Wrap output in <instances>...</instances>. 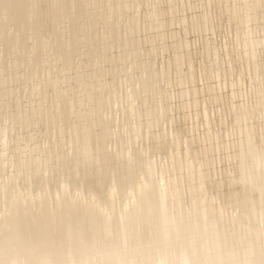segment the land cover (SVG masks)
Wrapping results in <instances>:
<instances>
[{"label":"bare ground","instance_id":"bare-ground-1","mask_svg":"<svg viewBox=\"0 0 264 264\" xmlns=\"http://www.w3.org/2000/svg\"><path fill=\"white\" fill-rule=\"evenodd\" d=\"M141 1L0 0V105L15 106L14 118L27 128L40 126L22 142L19 132L1 138L9 130L0 127V264H264V0H207L236 38L222 54L232 64L207 46L202 79L186 43L193 29L185 39L172 31L187 20L175 15L185 0H169L165 10L142 1L148 24L129 12ZM199 11L195 24L189 16L195 31L214 29L212 16ZM166 26L173 58L157 69L152 36L146 53L139 33ZM5 56L13 57L8 66ZM17 65L34 77L41 72L27 109L11 82L23 79ZM229 65L247 69L256 88L249 100L240 90L241 100L228 86L231 104L219 108L227 103L237 118L230 113L232 132L224 135L220 125L221 135L201 101L207 93L222 102ZM169 72L181 117L162 82ZM121 89L129 103L113 117L107 106Z\"/></svg>","mask_w":264,"mask_h":264},{"label":"rangeland","instance_id":"rangeland-1","mask_svg":"<svg viewBox=\"0 0 264 264\" xmlns=\"http://www.w3.org/2000/svg\"><path fill=\"white\" fill-rule=\"evenodd\" d=\"M141 1V0H140ZM143 2H146V1H148V0H146V1H144V0H142ZM142 1H141V6H142V8H141V6L139 7V5H138V7L140 8V10H137V9H139L138 7H137V5L135 4V7H133V8H135V10H137V11H135V10H133L132 11V9L129 11L130 13H132V12H134L136 15H139V18H140V20H141V22L143 23V22H145V20H146V22H145V24H148V22L149 21H147V19L148 18H146L145 19V17H144V13H141V12H145V11H143V10H146V8L143 6V4L145 5V3H142ZM150 1V0H149ZM158 1V6L161 8V5L162 4H160V3H163V5H162V9L163 10H165L166 8H168V7H170L172 4L171 3H174V0H170V2H169V0L167 1V0H157ZM161 1V2H160ZM163 1V2H162ZM186 1H188L189 3H190V5L188 4V3H186ZM195 1H197V0H185V7L184 8H182V10H181V6L178 4V1H176L175 3H177V4H175L176 6L177 5H179V6H177V7H179V11L177 12V14H175V15H177L176 17H179V15L181 16V15H183L182 17L184 18V20H185V17H186V19L187 20H185V22H187V24L184 22V25L185 26H187L188 28L190 27H193V28H189V29H187V27H185L184 25L182 26V25H180V24H178L179 22L177 21V22H175V23H177V24H174L173 25V27H177V28H173L172 29V31H177V32H179L182 36L184 35L183 34V32L184 31H186V35L188 34V36H186L187 38H186V43H187V47L189 48V52L191 53L190 55H191V57L193 56H195V59L193 58L192 60H193V66L195 67L194 69H195V73H197L196 74V76L197 77H199V72L198 71H200L201 73L203 72V70H206L207 71V68L206 69H204V68H201L202 66H205V64H207V62L209 63V62H211V60H210V58H208V57H211L210 55H209V50H211L212 48L211 47H213V48H215V50L218 52V56L217 57H219V59H222V60H227L225 57H224V55H222L223 54V51H224V53H225V51L227 52V51H229V50H231V48H233V46L232 47H230L231 45H233L234 44V41H235V38H236V29L234 30L233 29V27H235V26H233V27H230L231 26V24L229 25V23H227L226 22V20H225V18H221V16L219 15V13L217 12V10L218 9H216V4H214V2H213V5H212V2H210V3H207L208 1L206 0V1H204V3L202 2V1H197V2H195ZM166 3V4H165ZM170 3V4H169ZM209 4V5H206V4ZM165 4V5H164ZM168 4V5H167ZM187 4V5H186ZM200 4V5H199ZM204 4V5H203ZM170 5V6H169ZM189 5V7H186V6H188ZM192 5V6H191ZM216 5V6H215ZM146 6V5H145ZM212 6V7H211ZM193 7L195 8L194 9V15H193ZM144 8V9H143ZM165 8V9H164ZM198 8V9H197ZM218 8V7H217ZM183 9H185V10H188V9H190V12L189 11H184ZM168 10V9H167ZM201 11V12H207L208 13V15H210V16H212V18L210 17L209 19H210V21H211V24H213V27H214V29H211L210 28V30H211V33H210V30H206V31H204V33H203V31L201 32H199V31H195V29H196V26L195 25H193V26H191L192 24H190L191 22H194V24H195V21H192L193 19L195 20L196 18L195 17H197L198 15H200L201 13H197V11ZM139 11V12H138ZM199 11V12H200ZM214 11H215V13H217L218 15H216L215 13H214ZM184 12V13H183ZM197 13V14H196ZM186 14V15H185ZM190 14V15H189ZM174 15V16H175ZM189 16H191V22H190V17ZM194 17V18H193ZM193 18V19H192ZM176 20H177V18H175ZM189 19V20H188ZM175 20V21H176ZM221 20V21H220ZM221 23V24H220ZM188 24H190V26L188 25ZM209 24H210V22H209ZM176 25H179V28H178V26H176ZM167 27H170V26H166V27H163V28H165L164 30H166V32L163 30V28H161L160 30L163 32L162 33V39H163V41H162V39L161 38H158L157 37V35L161 32V31H159L158 30V32L156 33V30L154 31V30H152V29H150V30H146L147 32H148V35H147V33H146V31L144 30V32H142V30H140V37H139V34H138V37H139V39L140 38H142V36H143V38L141 39V47H142V49H143V46H145L144 47V51L146 50L145 48H147V49H149L148 48V46L149 45H151L152 44V47L151 48H153V50L155 51V50H158V52L156 51V52H152L153 53V55H151L149 58H151V59H153L152 58V56H154V55H156V56H154V58H156L157 60H155V59H153V61H154V64H156V63H158V64H156L155 65V67L157 66V69H159L160 67H159V65H163L164 64V66L163 67H166V69H167V64L166 63H169L170 62V59H172L173 57L171 56V55H173V52L171 51V50H169L170 48L168 47L169 46V41L170 40H172V38L171 37H168L167 35H170L168 32L170 31L169 30V28H167ZM182 27H183V31H181L180 29H182ZM212 27V28H213ZM185 28V29H184ZM99 29V31H101V27H99L98 28ZM179 31H178V30ZM258 29V26L254 23V24H251V26H250V31L251 32H256V31H258L257 30ZM169 30V31H168ZM189 32H188V31ZM123 31V30H122ZM168 31V32H167ZM195 31V32H194ZM142 32V33H141ZM150 32V33H149ZM165 32V33H164ZM174 32V33H175ZM197 32V33H196ZM177 34V33H175L176 34V37L178 36H181L180 34ZM199 33H201V34H203L202 36L199 34ZM208 33V34H207ZM213 33V34H212ZM156 35V36H154V35ZM165 34H167L166 36L168 37V38H166V36H164ZM204 34H207L206 36L204 35ZM160 35V34H159ZM147 36L149 37V36H152V40H154L153 41V43L150 41L149 42V44L147 43L148 41V39L150 38H148L147 39ZM201 36V37H200ZM204 36H205V38L208 40L209 39V41H207L205 38H204ZM213 37V38H212ZM154 38H157V39H154ZM180 38H184L185 39V37L183 36V37H180ZM145 39H147V40H145ZM170 39V40H169ZM207 41V42H209V43H207L205 40ZM145 40V41H144ZM165 40V41H164ZM155 41H157V42H155ZM158 41H160V43L158 42ZM144 42H146V43H144ZM205 42V43H204ZM210 42H211V45H209L210 44ZM213 42V43H212ZM158 43V44H157ZM207 43V44H206ZM146 44V45H145ZM147 44H148V46H147ZM163 44V46L164 47H167V49L169 50V54H168V50L167 49H165L166 50V52H164L165 50L163 49V46H160V45H162ZM189 44H190V47H189ZM206 44V47L204 46ZM167 45V46H166ZM230 45V46H229ZM147 46V47H146ZM207 46H208V48H209V50H208V48H207ZM227 47L228 48H230V49H228V50H226L227 49ZM155 48V49H154ZM211 48V49H210ZM226 48V49H225ZM164 51H163V50ZM201 50H203V51H201ZM195 51V52H194ZM205 51H207V52H205ZM146 52V51H145ZM170 52H172V53H170ZM147 53V52H146ZM146 53H145V55H146ZM152 53H150V54H152ZM155 53H157V54H155ZM194 54V55H193ZM197 54V55H196ZM208 54V55H207ZM211 54V53H210ZM221 54V55H220ZM144 55V56H145ZM148 55L149 54H147L146 55V57H144V58H146V59H148ZM160 56H162V58H160ZM197 57V58H196ZM202 57V58H201ZM222 57V58H221ZM165 58V59H164ZM201 58V59H200ZM164 61H163V60ZM198 59V61L196 62L195 60H197ZM200 59V60H199ZM230 59H232V56H230ZM227 60V61H229V64H232L230 61H232V60ZM162 60V61H161ZM167 60H169V61H167ZM222 60H220V62L222 63L223 61ZM13 61V57L11 56V57H6L5 56V58L3 59V65L4 66H8L11 62ZM157 61V62H156ZM172 61V60H171ZM195 61V62H194ZM201 61H203V64H201L202 62ZM227 61H224V63L226 64L227 63ZM53 62H55V61H52V63ZM161 63V64H160ZM205 63V64H204ZM224 63H222V66L223 65H225ZM166 64V65H165ZM196 64V65H195ZM201 64V65H200ZM1 63H0V67H1ZM197 65H200V66H198L197 67ZM234 65V64H233ZM230 66H232V65H229V67ZM162 67V66H161ZM228 67V65L226 66V68ZM233 67L234 66H232V70L234 71V69H235V71L236 72H232V70H231V67L229 68L230 70H231V72H230V70H229V72L227 73V75L225 76H222L223 75V73L221 74V77L222 78H220L221 80H225L226 79V81H224L223 83H221V85L223 86H225L224 88L223 87H220V90H219V92H221L220 94H222L223 92H225V90H226V92L223 94V95H220V94H218L219 95V98H220V96L222 97V102H220L219 100H218V102L217 101H215V100H213L212 99V97L209 95L208 96V94L206 93V95L204 94V96L203 97H205V102H204V100L203 101H201L202 102V104L204 105L203 107L205 108V110L207 111V113H208V115H209V117H210V119H211V126H213V127H211L210 126V128L212 129V131L214 132V133H216V134H218V131H221V135H222V133L224 132V135L226 134H230L229 132H232V126L234 125L233 123H234V120H230V119H233L234 117H236L237 118V116H236V114H233L231 111H229L228 110V106H227V101H229V104H231V96L229 95L230 94V91H232L231 92V94L233 93L234 94V92L235 91H233V90H236V93L237 92H239L240 90H244V92L246 93V97H247V95H249L248 96V99L247 100H249V98H250V96H251V94H252V91L256 88V85L254 84V82L253 81H250V80H248L249 79V77H248V75H244V73H247V72H249L247 69V71L245 70V69H243V71L242 72H244L243 74L242 73H240V71H238V69L236 70V65H235V67H234V69H233ZM171 68V71L170 70H168V71H170V72H173L174 73V70H173V67H169L168 69H170ZM201 70H200V69ZM223 68V67H222ZM239 68V67H238ZM161 69V68H160ZM197 69V70H196ZM249 70H250V68H248ZM16 70L18 71L19 70V72H21V74H23V79L22 80H20V81H15V80H11V82L15 85L14 86V93H15V95L16 96H18V98H19V100H21L22 102H23V104L25 103L26 105H23L22 104V102L20 101V103L22 104L21 106L22 107H24V106H26V108H24V109H27L28 108V104L30 103L29 101H28V98H31V95H29V94H31L30 92L28 93V91H30L29 89L31 88V86H32V84H34L35 82H36V79H38V77L41 75V72L39 71V73H38V75L36 76L35 75V77H34V75H29V73H28V69L26 70V67L24 66V65H21L20 67L17 65V67H16ZM239 70H240V68H239ZM245 70V71H244ZM168 71H166V72H168ZM221 71H222V69H221ZM250 71H252V70H250ZM169 72V74H171L172 75V77H171V81L173 82V84L171 83V82H169V81H167V80H169L170 79V77H169V75L167 76V75H165V77H166V79L165 78H162V79H165L164 81H162V79H161V81L162 82H165L166 81V88L164 87V86H162V87H164L166 90H167V88L169 89V90H172V91H169V90H167L170 94L171 93H173V97L172 98H174V99H176L177 100V102L174 100V99H172V100H174L175 101V103H174V101H172L171 99H169V105H170V107H172V105H174V108L175 109H178V107H179V102H180V99L178 98V96L176 95V85H177V82H175V86L173 87V85H174V81H173V77L174 78H177L178 77V79H179V73H177V72H175L177 75H174L173 73H170ZM237 72H238V74H237ZM201 73H200V75H201ZM225 73V72H224ZM234 73V74H233ZM239 73H240V75H243L244 77H245V79L243 78V76H240L239 75ZM252 73V72H251ZM166 74H168V73H166ZM226 74V73H225ZM232 74V75H231ZM239 75L240 77H238L237 75ZM174 75V76H173ZM236 75V76H235ZM177 76V77H176ZM164 77V76H163ZM167 77H169V78H167ZM235 77V78H234ZM242 77V79H244V80H242L241 79V81H239L240 79L239 78H241ZM248 77V78H247ZM202 79V77L200 76L199 77V79ZM229 79V80H228ZM234 79H236V80H234ZM237 79H239L238 81H237ZM230 80H233V81H236L235 83H234V86H233V84L232 83H230ZM178 81V80H177ZM198 81V78L196 79V82ZM168 82H169V84H168ZM222 82V81H221ZM228 83V84H224V83ZM240 82V83H239ZM197 83H201V81L199 80ZM160 84V83H159ZM165 83H161L160 85H164ZM168 84V85H167ZM186 85H187V83H185ZM240 86H239V85ZM230 85H232V86H230ZM235 85L237 86H239L241 89H238L239 87L237 86V87H235ZM168 86V87H167ZM171 86V87H170ZM231 88L232 87V89L233 90H230L229 89V87ZM170 87V88H169ZM228 88V89H227ZM235 88V89H234ZM237 88V89H236ZM225 89V90H224ZM238 90V91H237ZM242 90V91H243ZM174 91V92H173ZM242 91H240L241 92V94H242ZM218 92V93H219ZM243 92V94H242V98L241 97H239V99H243L244 97H245V93ZM28 93V94H27ZM229 93V94H228ZM225 94H228L227 96H225ZM240 94V93H239ZM244 95V96H243ZM28 96V97H27ZM34 96V95H33ZM223 96H224V98H223ZM230 96V97H229ZM34 97H36V96H34ZM34 97H32L31 98V100L33 101V98ZM210 97V98H209ZM230 99H229V98ZM238 97H236L237 99V101H240V100H238ZM227 98V99H226ZM35 99V98H34ZM224 99V100H223ZM30 100V99H29ZM30 100V101H31ZM225 100H227V101H225ZM244 100H246V98H244ZM32 101H31V103H32ZM129 100L127 99V98H125V93H124V90L123 89H121V90H119V91H117V93L115 94V96L113 97V100H111V108H109V106H107L108 107V109H110L111 111V115L114 117L115 116V112L117 111V105H119V104H124V106L126 105V104H128L129 102H128ZM170 101H172V102H170ZM212 101H215L218 105H216V103H214L213 102V104H212ZM227 102V103H225L226 104V106H225V104H224V107H222V109L224 108V110H225V107H226V109L229 111V112H227L226 110L224 111V110H220V108H221V106H220V108H219V105H222V103L223 102ZM29 102V103H28ZM126 102V103H125ZM220 102V103H219ZM30 103V104H31ZM10 105H8L7 104V106H9L10 107V109H9V107H7V106H3L2 105V108H1V105H0V127L1 128H5V131L7 132V130H9L8 132H7V134H4V135H1V138H3V136H5L4 138H7V139H10V137H13V136H11V134L13 133V134H17V132H19V133H21L20 134V136H19V133L15 136L14 135V137L16 138V139H19L21 142L24 140V138L25 137H28L29 135H30V133H32L33 134V132H36L37 133V131L39 130V125L37 126V125H35V124H33V126H34V128H33V126L32 125H30L31 126V128L29 127V125H28V128L24 125V124H22L19 120L17 121V119H15L14 118V114H12L13 113V111H14V108H15V106H13L11 103H9ZM215 104V105H214ZM228 104V105H229ZM14 108H13V107ZM215 106V107H214ZM223 106V105H222ZM3 107L5 108V107H7L8 109H3ZM212 107H214V109L212 108ZM173 108V107H172ZM171 108V109H172ZM175 109H173V111L175 112L176 110ZM193 109V108H192ZM11 111V113H10V111ZM100 110H102L103 112H105V108H101ZM213 110H214V112L216 113V112H218V111H224V113L223 112H221V114H220V112H218L217 114H219V115H214L215 113H213ZM218 110V111H217ZM172 111V112H173ZM193 111V110H192ZM174 112H173V114H174ZM178 112H181L180 111V109H178L175 113H177L176 115H178L179 113ZM225 112H227V113H229V116H228V114H226ZM182 113V112H181ZM181 113L178 115V117H181ZM230 113H232L233 115H234V117H233V115H232V117H231V115H230ZM223 114V115H222ZM225 114V115H224ZM194 116V115H193ZM215 116H218L217 117V120L215 119L216 117ZM176 117V116H175ZM214 119H213V118ZM220 117V118H219ZM221 117H223V118H221ZM225 117V118H224ZM230 118V119H229ZM192 119H193V121L195 122V116H194V118H191L190 120L192 121ZM218 119H219V121H218ZM223 119V120H222ZM190 120H188V122L190 121ZM229 120H230V122L231 121H233V123L231 122V124L229 123ZM168 121V120H167ZM183 121V120H182ZM191 121L189 122V124L191 123ZM192 121V122H193ZM198 121V120H197ZM216 121V122H215ZM222 121V122H221ZM226 121V122H225ZM18 122H20V123H18ZM188 122H187V125L186 126H189V124H188ZM199 122H200V124H201V121H200V119H199ZM199 122L197 123V125H196V127H197V129H198V131L199 132H201V130L203 129V127H202V125H200L199 124ZM219 122V123H218ZM220 122L222 123V124H220ZM14 123H15V125H14ZM17 123H18V125H17ZM166 123H168V122H166ZM166 123L164 122L163 123V127L164 128H166ZM182 123V125L184 124L183 122H181ZM11 124H13L12 126H11ZM233 124V125H232ZM20 125H23V126H20ZM171 125V124H170ZM170 125H169V127H170ZM193 125V124H192ZM195 125V124H194ZM199 125H200V127L202 128L201 130H200V127H199ZM220 125H222V126H220ZM230 125H231V127H230ZM3 126V127H2ZM5 126V127H4ZM11 126V127H10ZM14 126V127H13ZM168 126V125H167ZM184 126V125H183ZM220 126V128L221 127H223L222 129L224 130V131H222V130H220V128H218ZM6 127H8V128H10V129H12V131L10 130V129H8V128H6ZM13 127V128H12ZM231 128V130H230V128ZM15 128V129H14ZM33 128V129H32ZM36 128V129H35ZM14 129V130H13ZM24 129V130H23ZM28 131H27V130ZM217 129H219V130H217ZM16 130V131H15ZM20 130V131H19ZM23 130V131H22ZM26 130V131H25ZM30 130V131H29ZM227 130V131H226ZM11 131V132H10ZM5 132V133H6ZM16 132V133H15ZM28 132V133H27ZM35 133V134H36ZM8 134L10 135V137L8 136ZM12 134V135H13ZM31 134V135H32ZM35 134H33L32 136H35ZM13 137V138H14ZM18 137V138H17ZM14 138V139H15ZM40 139V138H39ZM138 144H141V142L142 141H140V139L138 140ZM28 143H32V141L30 142H28ZM137 144V145H138Z\"/></svg>","mask_w":264,"mask_h":264},{"label":"snow or ice","instance_id":"snow-or-ice-1","mask_svg":"<svg viewBox=\"0 0 264 264\" xmlns=\"http://www.w3.org/2000/svg\"><path fill=\"white\" fill-rule=\"evenodd\" d=\"M186 264H190V262H186Z\"/></svg>","mask_w":264,"mask_h":264}]
</instances>
